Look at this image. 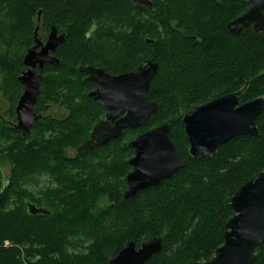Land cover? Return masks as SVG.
<instances>
[{"label": "trees", "instance_id": "16d2710c", "mask_svg": "<svg viewBox=\"0 0 264 264\" xmlns=\"http://www.w3.org/2000/svg\"><path fill=\"white\" fill-rule=\"evenodd\" d=\"M132 1L0 0V92L12 99V117L24 55L11 54L33 46L38 25L40 34H66L59 66L39 70L42 118L30 134L0 121V159L12 164L6 181L0 168V264H108L129 243L155 237L163 248L148 264L208 262L224 243L232 197L264 173V111L258 136L231 140L209 160L190 156L183 125L188 112L225 95L243 91L241 104L264 98V37L252 27L239 36L227 29L248 0H151V11ZM147 60L159 65L149 92L158 112L108 146L80 151L104 118L80 68L118 76ZM54 106L63 117L45 116ZM165 124L184 168L126 200L129 143ZM42 178L49 185L31 191ZM29 204L48 214L32 215ZM256 253L254 264H264V244Z\"/></svg>", "mask_w": 264, "mask_h": 264}, {"label": "water", "instance_id": "95a60500", "mask_svg": "<svg viewBox=\"0 0 264 264\" xmlns=\"http://www.w3.org/2000/svg\"><path fill=\"white\" fill-rule=\"evenodd\" d=\"M225 3L228 0H217ZM133 4L151 11V0H133ZM41 12L39 13L40 22ZM252 27L264 37V0H248L244 13L228 24V31L239 36ZM40 25L34 32V44L27 51L23 64L25 71L19 78L23 94L19 99L16 115L17 129L26 138L34 125L42 118L35 112L41 94L42 77L39 70L45 66H59L54 54L66 43V34L52 27L46 42L40 34ZM159 70L152 60L141 64L137 72L112 76L104 70L82 67L87 81L94 86L89 95L105 112V119L98 122L89 140L79 149L96 150L120 139L128 130H138L158 112L159 103L151 102V84ZM243 91L225 95L198 106L183 118L184 132L190 149L189 154L197 160L212 159L219 149L238 137L259 135L257 122L264 111V98L245 104L240 103ZM171 125H162L129 143L134 151L129 165L132 170L126 181V200L140 192L157 187L171 179L184 168V163L172 142ZM233 217L225 224L224 243L208 262L190 264H254L256 250L264 244V173L253 177L231 199ZM32 215L48 214L34 205L29 206ZM162 239L155 237L138 247L129 243L108 264H148L161 253Z\"/></svg>", "mask_w": 264, "mask_h": 264}, {"label": "rangeland", "instance_id": "374dc122", "mask_svg": "<svg viewBox=\"0 0 264 264\" xmlns=\"http://www.w3.org/2000/svg\"><path fill=\"white\" fill-rule=\"evenodd\" d=\"M39 34H40V31H39ZM48 35H49V33L44 34L41 32L40 36L42 37L43 42H46ZM16 49L17 50H15L11 54L12 56L24 55V57H25L27 52H23L22 49H19L17 47H16ZM23 71H25V67H24ZM3 78H4V76L0 75V82L1 83L3 81ZM12 106H13V102H12V99L10 98V96L8 94L6 96L4 92H0V119L1 118L7 119V118L12 117L11 112H10V110L12 109ZM49 115H53L56 118H61V117H63L64 112L59 107L54 106V107H51L50 111H48V113L45 114V116H49ZM12 118H14V117H12ZM102 119H104V118H102ZM10 144L13 146L16 145V144L12 143V141L10 142ZM0 168H1V172L3 173V178L6 181L11 176V173H12V164L9 162V159L6 157V155L0 159ZM48 185H49V183L47 182V179L42 178L40 180V184L38 186H35L34 184H32L29 188L31 189V191L36 193V192H38V190L44 189ZM108 204L109 203H108L107 199H101L98 206L103 208V207H107ZM31 205L32 204H29V206H31ZM6 244L8 245V243H6Z\"/></svg>", "mask_w": 264, "mask_h": 264}, {"label": "flooded vegetation", "instance_id": "af4514ba", "mask_svg": "<svg viewBox=\"0 0 264 264\" xmlns=\"http://www.w3.org/2000/svg\"><path fill=\"white\" fill-rule=\"evenodd\" d=\"M54 56H55V54H54ZM48 66V65H47ZM25 67V66H24ZM94 68V67H93ZM96 69H99V68H96ZM24 72V71H23ZM23 72H22V74H23ZM21 74V75H22ZM21 77V76H20ZM19 77V78H20ZM88 78V77H87ZM87 80V79H86ZM20 83V82H19ZM20 85H21V83H20ZM22 86V85H21ZM22 89H23V87H22ZM95 89V88H94ZM22 94H23V91H22ZM22 94H21V96H22ZM20 96V97H21ZM20 99V98H19ZM18 102H19V100H18ZM17 105H18V103H17ZM17 105H16V107H15V109H14V114H15V119L14 118H12V117H10V118H7V119H4V118H1L0 119V121L4 124V125H6L7 127H9V128H13V129H16V130H18L17 129V126H18V120H17V115H16V108H17ZM36 109V108H35ZM104 111V110H103ZM10 112H11V110H10ZM9 112V113H10ZM12 113V112H11ZM42 116V115H41ZM104 119H105V112H104ZM104 119H102V120H104ZM101 120V121H102ZM20 131V130H19ZM22 133V132H21ZM22 135H23V133H22Z\"/></svg>", "mask_w": 264, "mask_h": 264}]
</instances>
